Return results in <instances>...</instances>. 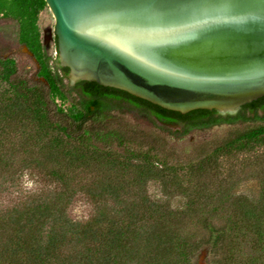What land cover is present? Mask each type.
<instances>
[{
    "label": "trees",
    "instance_id": "1",
    "mask_svg": "<svg viewBox=\"0 0 264 264\" xmlns=\"http://www.w3.org/2000/svg\"><path fill=\"white\" fill-rule=\"evenodd\" d=\"M46 7V0H0V20L18 23L20 42L39 65L38 80L34 82L19 75L12 60L0 59V79L13 90V96L0 107L2 114L9 115L12 120H21L23 124L26 120H35L38 132H43L44 137L50 136L45 146L50 153L46 161L60 166L66 162L83 168L103 165L106 170L117 171L129 169L133 159H140L137 166L141 173L132 184L162 179L165 193L170 195L168 183L171 182L166 173H170L172 167L167 157H161L156 146L144 148L132 136L106 124L114 111L124 107L140 113L161 130L175 136L223 124L254 125L229 139L219 150L264 143V96L244 104L236 114L223 115L215 109L182 113L95 81L81 80L75 85H67L65 78L69 76V67L62 66L59 58L53 66L42 40L38 20ZM55 44L59 52L57 35ZM58 99L70 101V110L66 111ZM157 122L163 125L158 126ZM171 125L181 128L172 130ZM135 144L140 147L138 151L130 148ZM117 148L125 154L119 155ZM59 158H64L63 162ZM36 162L39 166L42 163ZM173 169L171 181L177 184L176 168ZM51 174L58 182L69 184L62 171L53 170ZM123 176L109 177L107 183L94 182L89 186L88 194L104 202L109 200L114 206L99 209L95 218L85 224L68 216L66 197L72 194L67 188L54 196L35 197L22 210L15 209L3 216L2 235L7 240L0 245V264H199L197 256L205 240H193L191 234L181 233L163 208L151 203L149 198L142 201V208L150 211V217L145 219L129 201L135 193L124 185ZM221 208L209 209V216L215 219ZM257 212L249 209L247 214L252 216L250 220L260 240L264 236L261 227L264 210ZM203 222L210 232L205 244L213 250L231 240L230 231L240 225L232 220L217 226L208 219Z\"/></svg>",
    "mask_w": 264,
    "mask_h": 264
},
{
    "label": "rangeland",
    "instance_id": "2",
    "mask_svg": "<svg viewBox=\"0 0 264 264\" xmlns=\"http://www.w3.org/2000/svg\"><path fill=\"white\" fill-rule=\"evenodd\" d=\"M38 25L44 46L52 58L51 64L55 66L59 58L55 44L56 19L49 6L41 12ZM1 58L12 60L19 75L34 82L38 80L39 65L20 42L18 23L14 20H0ZM65 83L71 85L69 77L65 78ZM12 96L10 85L0 79V106ZM57 101L66 111L70 110V101ZM2 111L0 107V245L7 240L2 235L3 216L15 209L22 210L35 197L54 196L63 188L72 194L66 197L69 202L66 207L68 216L83 224L93 220L99 209H110L114 205L109 200L104 202L101 198H93L87 193L89 186L94 182L107 183L109 177L123 174L124 185L131 187L135 193L129 201L145 219L150 217V211L142 208V201L149 198L151 203L155 202L163 208L162 211L167 213L181 233L191 234L193 240L206 241L210 237L203 219H208L216 226L231 220L240 224L230 231L231 240H226L215 250L204 241V247L197 256L199 264H264V236L260 239L262 241L258 240L250 220L252 216L247 214L249 209L256 211V214L257 210H264V143L219 150L229 139L253 127L252 123L223 124L175 136L161 130L153 121L129 107L114 111L106 121L108 126L132 136L144 148L156 146L161 157H167L172 167L170 173H166L171 182L168 183L171 194L167 195L162 179L132 184L141 173V168L137 166L140 159H133L129 169L117 171L106 170L103 165L83 168L66 162L60 166L46 161L50 153L45 146L50 136L44 137L43 132H38L35 120H26L23 124L21 120L4 116ZM157 124L163 125L161 122ZM171 128L178 130L181 127L171 125ZM130 148L140 149L137 144ZM117 151L121 156L125 154L121 148H117ZM59 159L63 162L64 158ZM37 160L42 162L40 166L36 164ZM173 168H176L177 184L171 181L175 173ZM53 170L62 171L69 184L55 180L51 174ZM214 206L222 207L215 219L209 216V209ZM262 221L264 231V219Z\"/></svg>",
    "mask_w": 264,
    "mask_h": 264
},
{
    "label": "water",
    "instance_id": "3",
    "mask_svg": "<svg viewBox=\"0 0 264 264\" xmlns=\"http://www.w3.org/2000/svg\"><path fill=\"white\" fill-rule=\"evenodd\" d=\"M71 85L236 114L264 96V0H46Z\"/></svg>",
    "mask_w": 264,
    "mask_h": 264
}]
</instances>
